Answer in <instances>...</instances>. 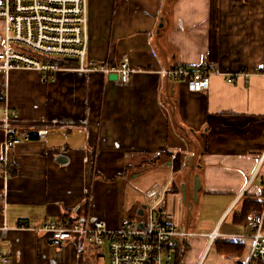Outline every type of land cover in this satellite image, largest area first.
<instances>
[{"label":"crops","instance_id":"crops-1","mask_svg":"<svg viewBox=\"0 0 264 264\" xmlns=\"http://www.w3.org/2000/svg\"><path fill=\"white\" fill-rule=\"evenodd\" d=\"M87 9L84 65L127 56L131 81L80 68L45 81L34 69L0 68V92L17 112L12 127L47 134L5 150L0 121V162L10 166L9 175L0 168V250L10 264L96 260L101 252L81 234L61 243L19 229L63 217L113 227L124 217L153 218L241 234L247 223L236 215L246 201L264 198V0H87ZM176 66L221 73L196 91L161 73ZM174 154L184 157L179 170ZM212 250L217 264L245 253L220 254L194 236L182 264H202Z\"/></svg>","mask_w":264,"mask_h":264},{"label":"built area","instance_id":"built-area-1","mask_svg":"<svg viewBox=\"0 0 264 264\" xmlns=\"http://www.w3.org/2000/svg\"><path fill=\"white\" fill-rule=\"evenodd\" d=\"M0 21L4 38L0 68L5 72L34 69L43 74L45 81H51L61 70L80 68L101 71L106 76L115 73L120 84L131 81L133 70L127 56L115 63L84 65L88 44L87 0H0ZM61 61L78 65L65 67ZM259 70L264 73V63L260 64ZM161 73L170 80L185 81L193 90L205 91L211 76L221 72L211 67L176 66L162 68ZM234 79L235 76L230 75L227 81ZM0 100L4 101L0 107V121L5 126V150L34 138L46 140L45 131L14 129L11 120L17 117V112L9 106L6 91L0 92ZM0 168L9 175L10 166L6 160L0 162ZM19 229L49 236L61 243L81 234L85 246L92 242L108 249L109 264H182L183 252L194 236L206 237L211 245L220 238L231 237L245 244V253L235 264H264V206L248 216L241 234L231 235L219 230L197 232L173 221L153 218L138 224L128 217H124L117 227L110 226L103 219L63 217ZM177 256L181 258L179 262ZM10 262V257L0 250V264Z\"/></svg>","mask_w":264,"mask_h":264},{"label":"trees","instance_id":"trees-1","mask_svg":"<svg viewBox=\"0 0 264 264\" xmlns=\"http://www.w3.org/2000/svg\"><path fill=\"white\" fill-rule=\"evenodd\" d=\"M61 65L65 67H77L78 64L72 61H65V62L61 61ZM2 105H4V101L0 100V107ZM176 128L179 129L181 133H184V129L182 126L177 125ZM183 162H184V157L180 154H177L174 158V164H173L174 170H179ZM263 206H264V198L256 201H251V200L246 201L244 203L241 213L236 215V219H235L236 223H242V224L247 223L248 216L254 211L262 210ZM215 246L220 254H227V255L241 256L245 250V244L240 242L218 241L215 243ZM177 260L180 261V258H178Z\"/></svg>","mask_w":264,"mask_h":264},{"label":"rangeland","instance_id":"rangeland-1","mask_svg":"<svg viewBox=\"0 0 264 264\" xmlns=\"http://www.w3.org/2000/svg\"><path fill=\"white\" fill-rule=\"evenodd\" d=\"M90 246L93 249L95 248L99 250L97 251L94 249L95 252H101V254L95 258L96 260H92V255L89 254L88 258H86L87 259L86 264H109V255L107 253L108 251H106L103 248L96 247V245H93L92 243H90L89 247ZM213 254H214V251L212 250L211 254L208 256V259L204 258V260L202 261V264H217V263H214L213 261Z\"/></svg>","mask_w":264,"mask_h":264},{"label":"water","instance_id":"water-1","mask_svg":"<svg viewBox=\"0 0 264 264\" xmlns=\"http://www.w3.org/2000/svg\"><path fill=\"white\" fill-rule=\"evenodd\" d=\"M110 78L113 79V80H116V79H118V75L113 73V74L110 75ZM199 187H200V179H199V176H198V177H196V185H195L196 192L199 189Z\"/></svg>","mask_w":264,"mask_h":264}]
</instances>
